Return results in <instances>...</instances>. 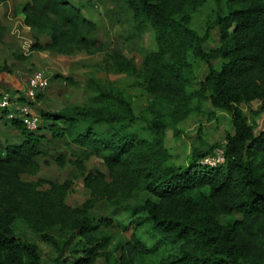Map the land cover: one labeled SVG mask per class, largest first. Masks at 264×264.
Returning a JSON list of instances; mask_svg holds the SVG:
<instances>
[{
    "label": "trees",
    "instance_id": "16d2710c",
    "mask_svg": "<svg viewBox=\"0 0 264 264\" xmlns=\"http://www.w3.org/2000/svg\"><path fill=\"white\" fill-rule=\"evenodd\" d=\"M117 1L130 11L134 32L154 33L157 49L145 56L140 68L122 55L104 54L109 73L126 74L141 86L148 102L144 112L121 90L90 80L94 95L89 104L38 112L36 131L4 120L17 132V140L0 142V264H46L37 243L15 234L19 220L49 249V264H95L99 259L137 264L152 254L139 236L145 226L161 242L174 245L172 253L154 264H264V131H255L242 109L258 103L254 114L264 115V0H213L214 16L202 34L191 26L192 20L209 0ZM93 6L90 0L79 5L72 0H27L20 10L22 24L35 38L32 53L21 51L22 56L104 53L96 34L100 25L84 16ZM212 30L218 44L207 48ZM41 37L48 40L41 43ZM191 60L206 66L192 91L196 75ZM26 89L8 90L23 93L9 92L15 101L30 105ZM194 98L228 113L232 131L222 144L194 148L186 163L176 165L165 146V132L177 134L176 125ZM60 141L69 146L71 159L54 155L59 166L70 162L83 170L94 157L106 169L84 177L90 197L80 207L64 205L70 181L20 179L38 171L37 158L47 154L45 144ZM219 156L224 162L214 167L201 163ZM43 184L50 188L38 189ZM99 202L129 214L130 237L115 254L102 251L108 237L100 232L115 224L92 215Z\"/></svg>",
    "mask_w": 264,
    "mask_h": 264
},
{
    "label": "rangeland",
    "instance_id": "374dc122",
    "mask_svg": "<svg viewBox=\"0 0 264 264\" xmlns=\"http://www.w3.org/2000/svg\"><path fill=\"white\" fill-rule=\"evenodd\" d=\"M27 0H6L0 2V94L10 92L17 96H23L28 78L35 71L42 72L49 80V87L37 100L29 107L37 117L40 124L38 112H58L66 107L82 106L89 104L94 92L89 84L90 80L95 81L99 86L119 89L130 97L137 111L144 112L147 105V96L135 79L126 74L109 73L107 69L108 55H122L126 59L133 61L136 68H140L142 60L150 51H156L157 46L152 30L138 35L131 28L130 11L117 0H95V6L91 13L84 12V16L98 23L99 30L97 37L101 43L104 53L87 54L75 52L70 55L55 54L48 52H36L29 57L21 54V44L24 40L34 41V35L30 30L22 25L21 6ZM79 5L85 0H72ZM215 3L209 0L193 17L192 27L199 34L203 33L204 25L214 16ZM40 42L44 43L48 39L41 37ZM218 44V37L214 30L210 31V40L206 42L207 48H212ZM192 61L193 74L196 75L190 91L197 89L202 75L206 73V66L202 62ZM59 76V79L57 78ZM23 93L11 90H21ZM26 94V93H25ZM24 94V98L25 97ZM28 101V99L26 100ZM189 111L184 115L177 125V134L171 129L165 132V146L171 156V162L179 165L188 161L190 153L194 148L208 149L210 146H218L224 142L225 136L231 133L230 115L224 111L212 108L206 101L194 98L189 103ZM259 108L258 103L250 106H242L248 117L250 125L255 131H264V115H255ZM2 111L0 110V117ZM0 119V142L13 143L17 140V132L11 129L8 124ZM50 138L49 134H45ZM48 146V148H47ZM47 154L37 158L38 171L34 175H21L24 182L36 183L39 180L57 184L71 182V187L64 196V205L68 208L80 207L89 197L90 191L84 185V177L95 171L106 173V169L101 160L90 158L83 164V170H79L75 165L67 162L64 166H59L54 155L63 153L66 160L71 159V150L64 142H55L50 145L45 144ZM50 187L48 184L38 186V189ZM93 216L105 217L114 221V227L102 230L100 233L106 234L108 241L103 247V252H113L119 244L126 241L131 234L129 224V214L125 210L110 207L103 202H99L92 212ZM14 232L19 237L33 241L40 248L41 259L49 264L52 256L49 249L40 242L28 230L22 221H17L14 225ZM53 235L60 238V233L54 231ZM140 239L148 245L152 254L148 258H141L137 264H154L162 256H166L174 251V245L164 243L159 240L156 233L151 232L148 226L140 231ZM95 264H106L103 259H99Z\"/></svg>",
    "mask_w": 264,
    "mask_h": 264
},
{
    "label": "built area",
    "instance_id": "2783aa9c",
    "mask_svg": "<svg viewBox=\"0 0 264 264\" xmlns=\"http://www.w3.org/2000/svg\"><path fill=\"white\" fill-rule=\"evenodd\" d=\"M90 1L95 2V0ZM31 44V40H24L21 44V51L24 55L28 56L32 53ZM48 87L49 80L42 72L35 71L28 80L25 97L28 100H34L38 92L43 93L48 89ZM0 110L5 111L4 116L7 121L19 122L29 131H36L38 129L39 121L34 113L31 112L29 105L25 102L15 101V99H13L8 92H3L0 96ZM223 162L224 158L219 156L216 158L206 157L201 163L203 165L214 167Z\"/></svg>",
    "mask_w": 264,
    "mask_h": 264
},
{
    "label": "crops",
    "instance_id": "0c3cea01",
    "mask_svg": "<svg viewBox=\"0 0 264 264\" xmlns=\"http://www.w3.org/2000/svg\"><path fill=\"white\" fill-rule=\"evenodd\" d=\"M22 18V17H21ZM18 87V86H17ZM19 89H21L20 87H18ZM22 90V89H21Z\"/></svg>",
    "mask_w": 264,
    "mask_h": 264
}]
</instances>
